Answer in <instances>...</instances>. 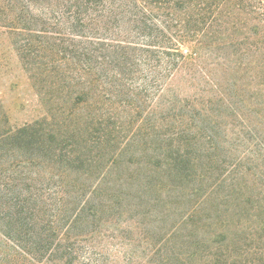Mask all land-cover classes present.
Instances as JSON below:
<instances>
[{
  "label": "rangeland",
  "instance_id": "374dc122",
  "mask_svg": "<svg viewBox=\"0 0 264 264\" xmlns=\"http://www.w3.org/2000/svg\"><path fill=\"white\" fill-rule=\"evenodd\" d=\"M216 3L142 23L116 4L2 3L0 136L35 138L0 168L84 205L97 264H264L261 16Z\"/></svg>",
  "mask_w": 264,
  "mask_h": 264
},
{
  "label": "trees",
  "instance_id": "16d2710c",
  "mask_svg": "<svg viewBox=\"0 0 264 264\" xmlns=\"http://www.w3.org/2000/svg\"><path fill=\"white\" fill-rule=\"evenodd\" d=\"M12 11H20L19 2L24 0H0ZM74 6L92 10V5H100L103 9H121L123 12L136 11L138 20H145L151 13L162 9L179 10L191 17L199 12L202 0H73ZM216 6L206 11L214 12L238 22L240 15L252 17L260 14L261 19L254 27L261 29L264 40V0H216ZM28 3L26 10H38ZM154 20H152L153 22ZM142 23V21H141ZM176 50H178L176 48ZM264 51V50H263ZM37 137V135H36ZM35 138L30 127L20 128L0 136V151L11 141L29 142ZM5 158V162H9ZM25 162H19L20 166ZM4 162L0 160V167ZM12 167V162H11ZM37 179L24 178L11 168H0V264H97L96 260L87 257L89 247L86 246L88 233L80 232L89 224L86 218V207L72 210L66 209L63 194L52 199L39 192L36 187ZM25 185V187H23ZM87 247V248H86Z\"/></svg>",
  "mask_w": 264,
  "mask_h": 264
}]
</instances>
